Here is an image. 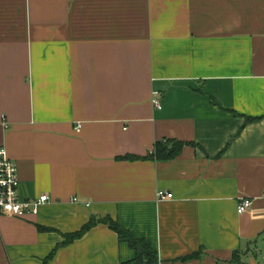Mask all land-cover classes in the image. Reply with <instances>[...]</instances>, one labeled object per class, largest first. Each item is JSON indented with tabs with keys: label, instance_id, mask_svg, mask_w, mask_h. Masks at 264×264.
Returning a JSON list of instances; mask_svg holds the SVG:
<instances>
[{
	"label": "crops",
	"instance_id": "obj_1",
	"mask_svg": "<svg viewBox=\"0 0 264 264\" xmlns=\"http://www.w3.org/2000/svg\"><path fill=\"white\" fill-rule=\"evenodd\" d=\"M263 115L264 0H0V144L50 196L0 214V264H135L107 223L69 241L106 216L158 264H264Z\"/></svg>",
	"mask_w": 264,
	"mask_h": 264
},
{
	"label": "built area",
	"instance_id": "obj_2",
	"mask_svg": "<svg viewBox=\"0 0 264 264\" xmlns=\"http://www.w3.org/2000/svg\"><path fill=\"white\" fill-rule=\"evenodd\" d=\"M153 104L158 109H162L161 101L155 97ZM81 128L79 125L78 129ZM20 179L17 162L8 156L5 145L0 144V214L10 216L26 217L30 214H37L40 207L50 201V196L45 193L35 198L23 199L20 196ZM156 197L159 201L172 199L173 193L160 190ZM77 201V197L73 198ZM254 200L244 197L238 204L239 214L250 210Z\"/></svg>",
	"mask_w": 264,
	"mask_h": 264
},
{
	"label": "trees",
	"instance_id": "obj_3",
	"mask_svg": "<svg viewBox=\"0 0 264 264\" xmlns=\"http://www.w3.org/2000/svg\"><path fill=\"white\" fill-rule=\"evenodd\" d=\"M264 118L260 117H247V122H253L254 120H261ZM184 141H177L172 139H165L164 141L157 142L155 151L153 154L159 159H171L178 156L185 146ZM132 159V158H131ZM107 223L111 229H114L118 235L120 241H126L130 246L136 251L135 264H158L159 257L157 251L151 243H149L145 238H136L133 233L124 228L117 220L113 219L111 216H106L100 220L96 218H91L90 222L82 227V230L76 232V234L69 235V241L76 239L84 235L90 228L98 223Z\"/></svg>",
	"mask_w": 264,
	"mask_h": 264
}]
</instances>
